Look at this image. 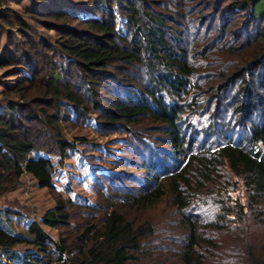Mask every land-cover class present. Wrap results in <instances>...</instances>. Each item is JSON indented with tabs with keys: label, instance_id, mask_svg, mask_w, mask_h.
<instances>
[{
	"label": "trees",
	"instance_id": "trees-1",
	"mask_svg": "<svg viewBox=\"0 0 264 264\" xmlns=\"http://www.w3.org/2000/svg\"><path fill=\"white\" fill-rule=\"evenodd\" d=\"M86 1L1 20L20 40L0 53V197L27 173L54 205L24 233L0 220V264H264V0ZM63 120L122 136L93 202L54 183L87 140Z\"/></svg>",
	"mask_w": 264,
	"mask_h": 264
},
{
	"label": "rangeland",
	"instance_id": "rangeland-1",
	"mask_svg": "<svg viewBox=\"0 0 264 264\" xmlns=\"http://www.w3.org/2000/svg\"><path fill=\"white\" fill-rule=\"evenodd\" d=\"M86 2V0H0V53L2 46L8 39L15 43L20 40L18 30L14 26L2 22V19L14 22L16 16L25 17L27 10L41 11L45 7L81 15L89 10ZM41 30L37 23L35 28L31 29L36 34H39ZM5 70L6 68H0V91L6 83L13 80L12 77L3 76ZM90 124L91 122H87L83 127L73 128L69 120L61 122L65 137L70 139L75 136H83L87 140L77 143L76 149L65 159L64 165H56L54 174V183L59 192L77 201L89 203L95 199V193L92 190V168L94 166L103 168L107 162L113 161L122 139V136L119 135L107 137L96 135L93 133ZM94 143L99 145L95 147ZM90 155L94 158L92 164L88 160ZM52 159L56 164V158ZM230 180L229 194L232 196L231 198L244 203V191L241 182L236 177H232ZM53 205L52 193L48 189L38 186L35 179L26 173L20 177L19 185L14 190L8 191L0 197V209H3L0 212V220H3L5 225H10L13 230L24 233L31 219L40 220L44 212ZM4 210H9L10 215L6 216ZM44 228L52 236H57L55 229L46 226ZM28 249L31 247L21 245L15 247V251L19 255H23ZM8 262L7 258L2 259L3 264Z\"/></svg>",
	"mask_w": 264,
	"mask_h": 264
}]
</instances>
